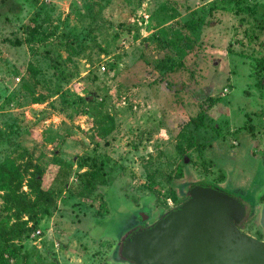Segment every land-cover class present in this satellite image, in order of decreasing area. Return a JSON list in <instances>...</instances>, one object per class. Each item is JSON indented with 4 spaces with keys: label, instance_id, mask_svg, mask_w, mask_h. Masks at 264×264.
Listing matches in <instances>:
<instances>
[{
    "label": "rangeland",
    "instance_id": "1",
    "mask_svg": "<svg viewBox=\"0 0 264 264\" xmlns=\"http://www.w3.org/2000/svg\"><path fill=\"white\" fill-rule=\"evenodd\" d=\"M237 1L0 0V163L33 160L63 191L13 264H116L138 206L158 217L200 181L264 238V0Z\"/></svg>",
    "mask_w": 264,
    "mask_h": 264
},
{
    "label": "water",
    "instance_id": "2",
    "mask_svg": "<svg viewBox=\"0 0 264 264\" xmlns=\"http://www.w3.org/2000/svg\"><path fill=\"white\" fill-rule=\"evenodd\" d=\"M187 193L160 216H142L147 225L122 237L119 263L264 264V238L241 227L249 212L242 199L208 184H189Z\"/></svg>",
    "mask_w": 264,
    "mask_h": 264
},
{
    "label": "trees",
    "instance_id": "3",
    "mask_svg": "<svg viewBox=\"0 0 264 264\" xmlns=\"http://www.w3.org/2000/svg\"><path fill=\"white\" fill-rule=\"evenodd\" d=\"M237 4L240 5V0L237 1ZM240 12L237 11V13ZM253 20L254 24H257L258 31L256 33V27H253L252 35H249V43L251 40L258 41L259 35L261 36L262 33L261 30L264 29L262 28L264 26V19L254 17ZM240 22L245 24L251 21L246 17H241ZM33 30L36 31V29ZM32 34L34 37V33ZM179 41L182 45H176L178 51L180 50L183 54H188L189 47L191 48L189 39L183 38L182 40L181 38ZM238 42L243 46L246 45L242 39H238ZM257 60L261 64L264 57ZM168 68V66L165 67L167 69L166 72H169L168 70L170 69ZM114 126L113 123L106 132L112 131ZM61 164L58 161L59 168L54 173L55 179L63 175L66 177L69 173L70 166L62 169ZM79 166L83 168L89 166V163L83 161ZM98 169L89 168L82 173L88 177L87 185L91 188L94 187ZM25 186L27 190L24 189ZM62 192L61 189L46 184L44 168L33 160L19 162L16 160L10 162L5 160L0 163V196L3 201V211L0 215V264L14 263L15 258L18 256V248L15 241L23 236L29 238V234L38 229L41 220L45 216L55 214L59 208L58 200ZM30 221H32L31 224H29ZM23 257L25 258L24 264H32L29 261L31 258L29 252H26ZM51 264L59 263L53 262Z\"/></svg>",
    "mask_w": 264,
    "mask_h": 264
},
{
    "label": "flooded vegetation",
    "instance_id": "4",
    "mask_svg": "<svg viewBox=\"0 0 264 264\" xmlns=\"http://www.w3.org/2000/svg\"><path fill=\"white\" fill-rule=\"evenodd\" d=\"M193 184H208V185H212V186H215V185H217V186H223V185H218V184H215V183H208V182H203V181H200V182H198V183H193ZM183 186V185H182ZM187 199V197L186 198H184L181 202H179L177 205H179V204H181L184 200H186ZM176 205V206H177ZM175 206V207H176ZM257 208V207H256ZM138 209H139V211H141L143 214L142 215H149V216H154V214L156 213V211H155V209H154V206L149 202V206L147 207V206H145V205H140V206H138ZM173 209V208H172ZM171 210V209H170ZM256 211V210H255ZM146 213V214H145ZM158 213V212H157ZM249 213V212H248ZM255 212H252L251 211V215H253ZM139 215V214H138ZM141 215V216H142ZM140 216V215H139ZM140 216V217H141ZM248 216V215H247ZM150 218V217H149ZM142 217L141 218H137V222L134 224V227L135 226H138V227H143V226H145V225H147V222L148 221H146L144 224H142ZM246 220V219H245ZM244 220V221H245ZM241 224L242 225H244V222H241ZM133 227V228H134ZM262 237V235H261V233H259V236H258V238H261ZM120 238V237H119ZM121 240H122V238L119 240L118 239V241H119V245L121 244ZM117 264V263H116Z\"/></svg>",
    "mask_w": 264,
    "mask_h": 264
},
{
    "label": "built area",
    "instance_id": "5",
    "mask_svg": "<svg viewBox=\"0 0 264 264\" xmlns=\"http://www.w3.org/2000/svg\"><path fill=\"white\" fill-rule=\"evenodd\" d=\"M102 68L105 69V66L103 65ZM17 79L19 80L20 78L18 77ZM41 233H42V230L38 228L37 230H35L29 234V239H31V241L34 239H39V237H41Z\"/></svg>",
    "mask_w": 264,
    "mask_h": 264
},
{
    "label": "crops",
    "instance_id": "6",
    "mask_svg": "<svg viewBox=\"0 0 264 264\" xmlns=\"http://www.w3.org/2000/svg\"><path fill=\"white\" fill-rule=\"evenodd\" d=\"M58 211V210H57ZM56 213V212H55ZM46 219H47V216H45L42 220H41V222L43 223V222H45L46 221ZM42 238V236L41 237H39V239H41Z\"/></svg>",
    "mask_w": 264,
    "mask_h": 264
}]
</instances>
